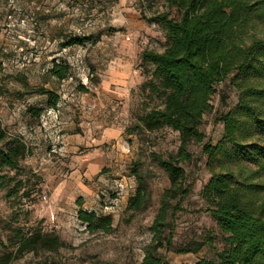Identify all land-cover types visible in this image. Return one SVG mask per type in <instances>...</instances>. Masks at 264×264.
Instances as JSON below:
<instances>
[{
    "label": "rangeland",
    "instance_id": "374dc122",
    "mask_svg": "<svg viewBox=\"0 0 264 264\" xmlns=\"http://www.w3.org/2000/svg\"><path fill=\"white\" fill-rule=\"evenodd\" d=\"M163 12L180 17L175 8L168 7V0H0V117L8 134L21 136L28 147L18 169L0 171V255L16 249L19 232L37 229L63 242L54 250L26 252L10 264H134L142 260L152 241L151 226L161 199L170 186L167 172L150 154L168 157L180 144L179 132L169 127L150 132L137 119L162 107L161 93L145 86L157 79L152 75L153 65L144 62L141 54L164 50L166 28L148 21ZM87 37L84 44L66 45L70 38ZM115 61H134L143 81L131 89L129 97L112 105V111L120 115L115 124L122 136L97 145L100 132L90 110L100 107L102 83ZM54 62L68 65L70 76L63 80L53 76ZM41 87L60 96L54 114L47 112L48 96L37 91ZM237 102L238 91L230 78L217 84L213 107L200 125L204 141L188 146L192 158L182 165L186 184L193 183V188L180 200L170 199L169 226L163 233L164 246L158 249L171 264L215 258L226 247V235L206 211L202 194L213 175L203 144H216L222 138L218 117ZM30 107L43 111L36 115ZM73 132L84 141H68L67 133ZM97 148L107 152V163L91 179L84 175L87 169L82 171L91 191L83 193L73 187L57 194V184L69 180L75 169L72 157ZM134 169L150 190L142 211L127 208L137 188ZM79 197L82 208L112 216L110 232L87 231L77 216ZM170 235L172 244L167 246Z\"/></svg>",
    "mask_w": 264,
    "mask_h": 264
},
{
    "label": "trees",
    "instance_id": "16d2710c",
    "mask_svg": "<svg viewBox=\"0 0 264 264\" xmlns=\"http://www.w3.org/2000/svg\"><path fill=\"white\" fill-rule=\"evenodd\" d=\"M168 7L175 8L180 17L163 12L148 19L166 28L164 50H143L141 54L144 62L153 65L152 75L157 79L145 86L161 93L162 107L137 119L150 132L164 127L179 132L180 144L168 157L154 151L150 154L167 172L170 186L151 226L152 241L142 260L134 264H171L158 254L169 226L170 199L180 200L192 191L193 183L186 184L182 163L192 158L189 144L204 141L202 118L213 107L216 85L227 78L238 91V102L218 117L223 124L222 138L216 144H203L213 175L202 190L206 211L226 235V247L217 251L215 258L180 264H264V0H168ZM89 39L70 38L66 45L84 44ZM50 73L66 79L69 66L54 62ZM37 91L48 96V109L57 108L60 96L56 92L45 87ZM29 111L40 115L43 108L30 107ZM27 151L23 138L8 134L0 117V171L18 169ZM133 174L137 188L127 208L142 211L148 205L150 190L137 169ZM82 202L79 197L77 216L88 232L113 229L110 214L86 210ZM171 244L170 235L166 245ZM62 245L55 234L37 229L29 234L19 232L16 249L0 255V264H10L26 252Z\"/></svg>",
    "mask_w": 264,
    "mask_h": 264
},
{
    "label": "crops",
    "instance_id": "0c3cea01",
    "mask_svg": "<svg viewBox=\"0 0 264 264\" xmlns=\"http://www.w3.org/2000/svg\"><path fill=\"white\" fill-rule=\"evenodd\" d=\"M143 78L140 71L135 68L134 61L118 62L112 63L108 68V75L105 77L102 83V94L100 97L103 99L98 100L97 105L100 107L95 110H90V117L99 127V138L95 139L97 145L109 143L112 140H116L122 136L121 127L117 126L115 123L119 119V113L115 110L112 111V105L118 99H125L130 96L131 89L136 88ZM96 103V102H95ZM74 135L81 134L78 133H67L69 136L68 141L81 142L79 137H74ZM73 136V138H70ZM77 148V147H76ZM107 152L101 151L100 149H95L90 151L85 155H75L72 157V164L75 168L69 175V180H63L56 186V193H61L63 190L68 188H75L87 193L91 189L83 182L82 171L84 172L86 179H91L93 176H97L104 165H106Z\"/></svg>",
    "mask_w": 264,
    "mask_h": 264
},
{
    "label": "built area",
    "instance_id": "2783aa9c",
    "mask_svg": "<svg viewBox=\"0 0 264 264\" xmlns=\"http://www.w3.org/2000/svg\"><path fill=\"white\" fill-rule=\"evenodd\" d=\"M47 112H48V114H54L56 112V109L50 108V109H48ZM42 199L47 200V195H43Z\"/></svg>",
    "mask_w": 264,
    "mask_h": 264
}]
</instances>
